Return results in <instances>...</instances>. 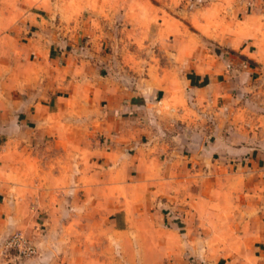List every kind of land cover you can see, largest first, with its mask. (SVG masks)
I'll return each mask as SVG.
<instances>
[{
    "label": "crops",
    "instance_id": "crops-1",
    "mask_svg": "<svg viewBox=\"0 0 264 264\" xmlns=\"http://www.w3.org/2000/svg\"><path fill=\"white\" fill-rule=\"evenodd\" d=\"M204 1L181 52L193 66L148 69V88L133 77L126 93L122 72L114 92L101 67L76 62L73 34L58 33L69 17L59 0H0V137L25 155L21 213L44 216L22 223L34 252L14 264H264V0ZM206 40L247 57L239 77L203 58ZM162 115L195 138L148 146L141 120ZM9 215L0 206L10 230Z\"/></svg>",
    "mask_w": 264,
    "mask_h": 264
},
{
    "label": "rangeland",
    "instance_id": "rangeland-1",
    "mask_svg": "<svg viewBox=\"0 0 264 264\" xmlns=\"http://www.w3.org/2000/svg\"><path fill=\"white\" fill-rule=\"evenodd\" d=\"M199 1L140 0V4L134 7H120L117 5L113 6L110 4L111 1H107L102 6L100 0H59L60 4L64 6V12L68 10L69 17L67 22L62 20L59 24L58 33L61 36L73 34L72 37L75 38L77 50V54L74 57L77 63L101 67L102 73L106 78V82L101 84L102 88L115 92L116 82L119 80L117 78H119V75L122 77L123 73V79L129 81L127 84L125 83L124 90L126 93H131V89H133L131 79L133 77L139 80L142 86L141 90L148 88L146 81V77L149 76L148 69L154 71L156 75H160L163 66H193L192 63L197 57L195 55H188L186 57L181 52H183L184 41H187L186 38L188 36L194 37L195 33L198 32L196 22H190L189 20L194 14L196 4ZM207 1L210 3V0H205L204 2ZM121 15L124 16L123 19H119ZM170 16L177 19L176 25H171L168 22ZM164 19L167 22L165 24L162 23ZM53 20L57 22L58 19ZM184 30L187 31V35L181 33ZM170 36L176 37L178 40L173 41ZM206 41L205 47L208 49L203 58L217 65L225 66L228 69L233 68L232 74L239 77L241 68L247 66V57L241 53L230 52L225 48L218 49L209 40ZM190 44H194V41ZM194 51L196 52V50ZM198 57L200 58L202 55H198ZM84 60H87L88 63L84 62ZM121 66H123V71L121 70ZM233 66L238 67L235 70ZM87 68L91 69L89 66ZM87 68L86 70L89 73ZM191 78L190 73H188V79ZM149 88L155 87L151 86ZM77 89L80 94H84V91H86L85 88ZM63 90L70 91L72 87L68 89L61 87L62 93L64 92ZM101 102L103 101L101 100ZM104 105L106 104L102 103L99 108L102 109ZM218 105L219 107H223L224 104ZM239 105L240 107H243L242 105L245 107L247 102L243 101ZM157 109H160L158 105ZM154 110H156L155 106H151L148 109L149 112ZM87 111L92 112V114L95 113V118L97 117L98 110L95 103H88ZM141 121L140 127L144 135L140 139H143L146 143L149 141L148 143L154 142L158 144L147 143L148 146H163L168 145V143L180 146L181 143L183 145V142H191L195 138L190 129H187L183 133L178 120L173 122L171 119H165L163 115L157 119L146 117ZM198 122H203V120H198ZM212 122L214 121L211 119H205L203 124L209 126ZM150 132L157 133V138H150L149 136L148 140ZM181 132L182 140L179 138ZM206 136L208 140L204 144V147L208 148L213 136L206 134L204 138ZM92 138L95 139L96 135H93ZM4 141L5 137L1 136L0 206L10 209L11 215L8 216V219L15 221L10 230L8 226H0V260H2L3 264H7V261L13 259V263L11 262V264H14L16 261L18 262L25 258L22 253V244L18 241L21 237L26 238V231L22 223L29 217L33 222L36 221L42 225L44 216L42 214L27 216L21 213L19 180L21 176V163H23L24 171L26 168L25 155L21 156L19 145L15 146L17 148L16 151L12 152L9 149L6 151ZM16 141L17 138H13V143ZM51 150L50 147L47 152L51 153ZM178 151L180 153L184 152L182 149ZM31 153L34 155L31 156L32 158L37 155L36 153H40L41 155V152L31 151ZM164 153L169 154L170 151H164ZM184 153L189 154L188 152ZM42 157L39 156V159ZM60 162H63L62 156ZM27 165L30 170L31 164L28 162ZM6 173L9 177L4 179ZM33 187L35 188L36 185L33 184ZM28 204L30 205V203Z\"/></svg>",
    "mask_w": 264,
    "mask_h": 264
},
{
    "label": "built area",
    "instance_id": "built-area-1",
    "mask_svg": "<svg viewBox=\"0 0 264 264\" xmlns=\"http://www.w3.org/2000/svg\"><path fill=\"white\" fill-rule=\"evenodd\" d=\"M21 244H22V247H23V255L26 257V256H29L33 253V248L31 247V245L27 242L26 238H20L18 240Z\"/></svg>",
    "mask_w": 264,
    "mask_h": 264
}]
</instances>
